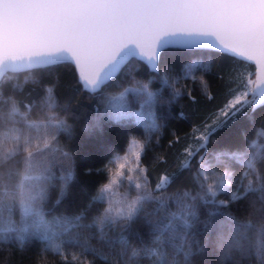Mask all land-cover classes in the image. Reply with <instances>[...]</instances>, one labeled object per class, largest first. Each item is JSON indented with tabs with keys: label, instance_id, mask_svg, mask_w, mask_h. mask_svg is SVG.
<instances>
[{
	"label": "snow or ice",
	"instance_id": "6c2138e0",
	"mask_svg": "<svg viewBox=\"0 0 264 264\" xmlns=\"http://www.w3.org/2000/svg\"><path fill=\"white\" fill-rule=\"evenodd\" d=\"M172 51L188 55L181 66L188 74H209L217 56L252 62L256 70L226 82L235 87L226 86V101L193 125L198 144L182 150L175 171L156 179L139 166L137 152L135 169L117 163L83 209L69 213L63 199L75 179V160L59 138H71L73 130L58 114L53 87H44L45 70L72 65L80 89L98 100L103 110L94 109L85 132L131 118L150 136L166 126L160 109L171 110L183 95L197 103L191 92L172 86L166 63L161 74ZM133 60L155 77L138 79ZM215 76L225 80L220 71ZM156 77L160 87L154 89ZM27 84L34 87L21 96ZM200 84L202 92L209 87L203 76ZM258 107H264V0H0V244L24 253L38 243L40 254L57 255L58 264H264V170L257 169L264 165V145L253 140L234 150L208 148L241 117L254 122ZM179 116L186 118L183 111ZM193 161L190 184L169 193ZM222 165L244 171L218 172ZM125 182L127 190L119 192ZM56 188L60 195L52 201ZM221 194L228 198L218 199Z\"/></svg>",
	"mask_w": 264,
	"mask_h": 264
},
{
	"label": "trees",
	"instance_id": "16d2710c",
	"mask_svg": "<svg viewBox=\"0 0 264 264\" xmlns=\"http://www.w3.org/2000/svg\"><path fill=\"white\" fill-rule=\"evenodd\" d=\"M188 61L186 53L172 51L165 57L164 63L160 65L161 74H164V64L169 66V76L172 86L182 92H191L197 100L196 104L191 103L188 95L181 96L171 105V110L160 109L166 126L150 136L146 134L141 125L134 123L133 119L127 122L115 123L108 121L103 125L102 130L91 133L84 131V126L88 118L94 114L96 107H101L95 96L90 95L80 89L77 84V74L70 64H62L57 67L45 70L43 74L44 87L52 86L54 95L58 102V114L66 118L72 125L73 135L71 138L61 135L60 142L66 151H69L75 160V179L69 184L67 196L63 199V206L69 213L78 212L88 203L89 197L95 194V189L99 184L105 182V176L115 172L117 161L113 159L121 157L127 153L132 140L139 141L145 145V150L140 151V167L148 166L149 172L158 179L164 171H175L180 162L184 159L181 155L185 147H196L198 141L191 133L194 131L193 125L198 124L203 117L220 107L227 99L225 87L234 88L235 84H227V81L246 78L249 73L255 72V66L246 61H232L222 57H214L211 64V72L205 75L202 69L191 74L181 71V66ZM207 63V60H205ZM234 66V71L228 73L226 70ZM137 68V78L147 82L155 77V73L138 61H131L130 68ZM125 71H128L126 69ZM220 71L225 75V80H218L215 73ZM25 74L19 75V80L23 82ZM188 76L185 79V76ZM204 77L209 82V87L201 91L200 78ZM254 78V77H253ZM34 86L27 84L20 93L27 96L29 89ZM160 87L159 79L156 77L153 88ZM120 89L109 88L106 92H117ZM36 91L40 87L36 86ZM205 93L213 95V99L208 101ZM35 95V93H33ZM101 110L102 107H101ZM133 110H139L133 105ZM183 111L186 118H181L179 113ZM73 117H75L73 119ZM33 119L37 118L35 115ZM264 107H258L254 114V122L241 117L231 127H226L216 133L208 144L209 151L219 149L234 150L239 146H244L251 141L264 145ZM197 135V133H196ZM179 137V142L169 147V141ZM158 157H164L166 164L157 162ZM195 161L190 171H185L180 179L175 181L168 189V192L175 191L177 187L190 184L191 177L195 172ZM258 170H264V165L257 164ZM91 170V174H87ZM230 170L234 174H241L244 169L238 166H220L217 171ZM156 179H152L150 187L154 188ZM99 182V183H98ZM127 190V182L122 186ZM235 190V188H233ZM60 195L59 188L53 189L50 199L55 201ZM228 195L221 194L218 199H227ZM203 218V217H202ZM93 247L98 250L102 245L97 241H90ZM91 258V257H89ZM111 259V257H109ZM59 257L53 253L40 254V245L33 242L24 253L17 251L16 246L0 244V264H58ZM96 264H103L99 259ZM143 264H148L144 261Z\"/></svg>",
	"mask_w": 264,
	"mask_h": 264
},
{
	"label": "rangeland",
	"instance_id": "374dc122",
	"mask_svg": "<svg viewBox=\"0 0 264 264\" xmlns=\"http://www.w3.org/2000/svg\"><path fill=\"white\" fill-rule=\"evenodd\" d=\"M198 134L199 133H197V135ZM134 141L137 142V143H140L139 141L132 140V142L130 144V147H129L127 153H125L123 156H121L120 157L121 159H119L117 161V163H119V164H125L126 167L133 168V169H135L137 167V157H136L135 154L137 152H140L141 151V149L134 147V144H133ZM116 169H117V167H116ZM125 188H127V187H125ZM118 191L119 192H124L126 190L125 189H122L121 187H119L118 188Z\"/></svg>",
	"mask_w": 264,
	"mask_h": 264
},
{
	"label": "water",
	"instance_id": "95a60500",
	"mask_svg": "<svg viewBox=\"0 0 264 264\" xmlns=\"http://www.w3.org/2000/svg\"><path fill=\"white\" fill-rule=\"evenodd\" d=\"M247 62V61H246ZM248 63H251V64H253L254 65V63H252V62H248ZM255 66V65H254ZM256 70V69H255Z\"/></svg>",
	"mask_w": 264,
	"mask_h": 264
}]
</instances>
